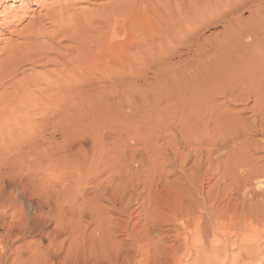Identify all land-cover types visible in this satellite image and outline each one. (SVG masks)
I'll list each match as a JSON object with an SVG mask.
<instances>
[{
  "label": "bare ground",
  "instance_id": "bare-ground-1",
  "mask_svg": "<svg viewBox=\"0 0 264 264\" xmlns=\"http://www.w3.org/2000/svg\"><path fill=\"white\" fill-rule=\"evenodd\" d=\"M6 1H10L9 7ZM30 1L41 10L32 11L24 0H0V109L7 110L11 105V112H7L17 118L18 123L28 122L21 131L10 129L7 132L0 127V147L7 150H24L30 148L27 143L30 138L41 139L48 128L45 120L59 114L58 104L53 106L58 94L48 93L64 86L73 89L80 71L83 74L89 70L104 71L119 64L137 70L154 66L161 55L172 50L183 55H213L216 52L213 43L207 47L194 37L221 21L225 23L224 30L230 31L238 18L233 14L239 6L249 2ZM29 13L28 22L15 29ZM214 35L219 42V33L214 32ZM232 60L230 57L228 66L234 63ZM27 65H39L53 78L51 83H47L48 80L44 83L48 95L39 97L45 101V107L40 100L27 95L31 84L37 87L31 73L25 70ZM228 66L216 68L209 85L182 116L175 111L172 133L166 144L171 155L165 153L171 160L167 156L158 157L155 145H151L154 149L148 153L150 160L159 161V168H163L165 161H172V165L181 169L185 184L193 177L200 181L207 176L206 191L199 190L197 195L186 191L171 202L166 198L154 202L150 195L142 194L134 200L136 207L127 213L132 201L124 199L123 189L112 186L109 175L104 177L109 162L91 163L80 170L74 166L70 182L75 184L84 169L86 184L93 183L96 193L109 204L113 202L110 209L117 216L107 214L105 205L89 199L85 204L80 203L85 198L78 202L75 196L66 211L52 216L55 231L45 249L43 246V250L39 246V249L17 247L9 252V246L2 245L0 264H254V259L264 264V190L256 187L259 180L264 181V155L256 157L253 153L264 142V82L260 77L264 75L262 71L246 70L245 65L240 67L238 63ZM229 104L242 107L230 109ZM247 109L251 116L240 117ZM34 115L42 119L37 124L33 122ZM10 122L6 118L3 120L4 126H10ZM37 126L40 129L36 132L33 129ZM256 134L260 139L252 137ZM161 147L162 144V152L165 149ZM191 151L196 158L195 167L188 165ZM139 173L135 171L136 175ZM146 183L150 187V182ZM83 213L87 216L83 217ZM44 218L45 215L37 216V220ZM28 220L22 213L14 218L2 243L22 238L30 229ZM234 250L236 252L232 253ZM191 259L194 262H189Z\"/></svg>",
  "mask_w": 264,
  "mask_h": 264
},
{
  "label": "rangeland",
  "instance_id": "rangeland-1",
  "mask_svg": "<svg viewBox=\"0 0 264 264\" xmlns=\"http://www.w3.org/2000/svg\"><path fill=\"white\" fill-rule=\"evenodd\" d=\"M24 1L29 3L32 11L41 10L40 6L32 4L30 0ZM8 3L10 4V1H6L5 5L8 6ZM14 3L18 4L19 1ZM30 15L31 13L23 17L15 29L21 28L28 22ZM233 15L238 18L234 21V27L230 31L224 30L225 23L221 21L217 25L205 28L202 30L203 34L194 37V40L199 39V42L205 43L207 47L213 43L216 48L213 55L212 53L209 54L210 56L203 54L201 57L196 54L183 55L177 50H172L168 54L161 55L154 66L149 65V67L131 70L119 64L104 71L89 70L88 75L80 71L78 73L80 80L74 82L73 89L64 86L61 87L62 89L59 87L53 89L54 91L50 90L49 95L54 92L58 94V99L53 100L55 102L53 106L58 104L59 114L56 118L49 117L48 120H45L48 128L43 132L41 139H39L40 137L30 138L27 143L31 149L7 150L0 147V247L2 245L9 246V252L15 251L17 247L39 249V246L40 249H45L52 237L51 234H54L55 231L53 218L66 211L75 196H78V202L85 198L80 203L85 204L86 199L87 201L89 199L103 207L105 205L107 214L114 213L113 215L117 216L115 211L110 209L113 202L109 204L102 195L96 193L97 191L95 192V188L92 187L93 183L86 184L84 169L80 175L82 177L75 184L70 182L69 176L74 166L78 169L84 166L86 169L91 163H101L102 165L103 162H109V171H106L107 174L104 177L109 175L110 180L112 179L110 181L111 184L113 183L112 186H119L123 189L124 199L129 198L132 201L127 213L136 207L134 200L142 194L150 195L151 199L148 196L149 199L154 202H160L163 198L171 202L176 197H182L183 192L186 191L192 195L193 193L194 195L199 194V190L206 191L207 176H204L200 181L193 177V180L191 179L185 184L182 182L184 177L181 174V169L172 165V161H165L166 164H163V168H159V161L150 160L148 153L154 149L151 145H155L156 152H159L158 157L167 156L171 160L167 155H171V153H169L166 144H168L172 133L175 111L177 110L178 116H182L183 112L195 103L193 101H196L195 99L203 89L209 85L216 68L224 69L225 66H228L230 57L231 60L234 59V61L232 60L234 63L229 64L230 67L238 63L240 67L245 65L244 69L246 70L262 71L261 73L264 75V0H249L247 4L239 6ZM214 32L219 33L217 36L219 42H216ZM259 61L261 62L258 63ZM25 70L31 73V78L35 79L37 85L36 87L31 84L28 87L27 95L38 100H40L39 97H46L48 94L44 90V83L46 80H48L47 83H51L53 78L46 73L45 68L39 65H27ZM260 77H263L261 82H264V76ZM39 81L43 85H40ZM40 101L44 103L45 107V101L43 99ZM10 107L9 110L0 109L2 131L25 129L28 122H20L22 125L18 123L17 118L15 119L11 115ZM227 107L239 109L242 106L235 105L234 107L229 104ZM250 114L251 112L247 109L239 116L246 119L251 116ZM38 116L32 117L36 124L42 120ZM5 118L12 121L10 126H4ZM38 128V126L34 127L33 130L36 131ZM252 137L260 139L258 134ZM1 143L2 141H0V146ZM161 144V148L165 149L162 152ZM255 151L253 153L256 157L264 155V142L259 148H255ZM166 152L167 154H165ZM189 156L188 165L192 164L191 166L195 167L194 153L189 152ZM64 170H68L69 173ZM135 171L140 172L139 175H136ZM147 181L150 182V187L146 183ZM118 183L120 184L118 185ZM257 183L256 187L258 186L260 191L264 190V181L259 180ZM76 184L78 185L76 186ZM70 186L75 189L71 190ZM158 187L162 188L159 190ZM157 195L160 198L156 197ZM101 212L103 211L101 210ZM21 213L29 219L30 229L25 232L23 239L2 243L10 222ZM84 214L83 217H86L87 215ZM36 215H45V220H37ZM233 252L235 253L236 250ZM256 261L254 259V264H263ZM189 262H194V260L191 259Z\"/></svg>",
  "mask_w": 264,
  "mask_h": 264
}]
</instances>
